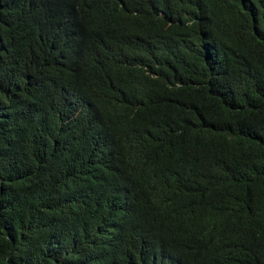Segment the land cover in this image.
<instances>
[{
    "label": "trees",
    "instance_id": "1",
    "mask_svg": "<svg viewBox=\"0 0 264 264\" xmlns=\"http://www.w3.org/2000/svg\"><path fill=\"white\" fill-rule=\"evenodd\" d=\"M0 264H264V0H0Z\"/></svg>",
    "mask_w": 264,
    "mask_h": 264
}]
</instances>
